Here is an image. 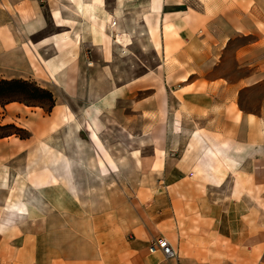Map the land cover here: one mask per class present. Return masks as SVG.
Here are the masks:
<instances>
[{"label": "crops", "instance_id": "1", "mask_svg": "<svg viewBox=\"0 0 264 264\" xmlns=\"http://www.w3.org/2000/svg\"><path fill=\"white\" fill-rule=\"evenodd\" d=\"M0 78L50 92L97 156L113 155L110 112L157 187L139 209L57 210L58 176L70 200L78 167L57 171L55 125L19 109L28 138H0V264H264V0H0ZM45 139L46 167L15 197L17 157ZM114 160L99 168L113 176ZM155 238L175 258L148 253Z\"/></svg>", "mask_w": 264, "mask_h": 264}, {"label": "rangeland", "instance_id": "2", "mask_svg": "<svg viewBox=\"0 0 264 264\" xmlns=\"http://www.w3.org/2000/svg\"><path fill=\"white\" fill-rule=\"evenodd\" d=\"M59 101L62 102V99L59 98ZM54 102L55 100L53 99L52 106L48 108L49 104L45 101L32 103L20 100L5 103L3 100H0V118L1 116L3 118V112L1 109H3L6 105H11V107H13L11 112L15 115L13 118H8L0 123V138L11 137L19 140L28 138L29 132L23 128L24 125L22 122L15 119L19 116V109H23L26 113L36 114L39 116L34 118L33 123L30 122L33 125L41 123L40 117H49L51 119L52 123L50 126L53 127L55 125L56 128V137L54 138L53 145L59 152L50 155V157H55L57 171L59 170V167H61L62 170L65 163L69 162L76 164L79 168L72 170L74 183L71 188L74 193L72 199L70 200L64 198V182L62 175L58 176L60 179L59 183L61 184L55 186L56 209H70L72 213H112L113 211L115 212L117 210L130 208L128 206H130V202L132 201L137 203V209H139L142 204L141 202L144 200L145 191L151 193L157 187L155 185H151L153 182L146 170H134L129 167V156L126 153L124 145H130V143L125 141L123 136L125 133L122 130V128L124 129L126 125L119 128L115 121L114 125H112L113 119L110 112L103 116L101 120L102 127L98 131H102L100 134L102 135V146L113 147V155H111L112 153L110 152H106L104 149L102 150L104 153L99 152L100 154L97 156L91 150L90 142L86 141L83 135L81 138V146H76L74 144L76 139H71L70 129L68 127L69 123L64 120V114H68V112L65 111L63 106L54 108ZM25 115L28 116V114ZM142 127V121L137 120L130 123V127L128 129L132 131H139V128ZM43 142L45 143L40 146L38 158L35 156V153H25L23 157H17V165L12 171V173H14L12 177L13 181L17 180L14 189L15 197L22 196L23 200H26L28 196V174L30 173V175H32L33 172L37 173V165H39V168L41 169L46 167L49 154L46 148V139ZM112 156L115 158L114 161H118L120 163V169L114 172L113 176L107 175L104 169L99 168L102 158L105 162H109L111 161ZM142 157H149V149L145 148L143 150ZM26 162L27 168H23L22 170L21 168L24 167L22 164ZM41 173L42 170L40 171V177H42ZM21 189L25 190L21 191ZM43 192L47 193L46 189ZM148 196L149 195L146 196V199Z\"/></svg>", "mask_w": 264, "mask_h": 264}, {"label": "trees", "instance_id": "3", "mask_svg": "<svg viewBox=\"0 0 264 264\" xmlns=\"http://www.w3.org/2000/svg\"><path fill=\"white\" fill-rule=\"evenodd\" d=\"M0 100L5 103L20 100L32 103L45 101L49 104L48 108L53 104L50 92L36 86L33 82L18 79H0Z\"/></svg>", "mask_w": 264, "mask_h": 264}, {"label": "built area", "instance_id": "4", "mask_svg": "<svg viewBox=\"0 0 264 264\" xmlns=\"http://www.w3.org/2000/svg\"><path fill=\"white\" fill-rule=\"evenodd\" d=\"M112 25H114V23H112ZM147 252L150 254L159 252L164 259L167 260L175 258V253L168 242L163 238H155L151 240L147 245Z\"/></svg>", "mask_w": 264, "mask_h": 264}]
</instances>
